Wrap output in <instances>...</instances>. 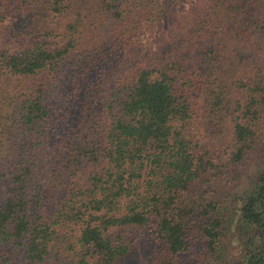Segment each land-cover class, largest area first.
<instances>
[{
    "label": "trees",
    "instance_id": "16d2710c",
    "mask_svg": "<svg viewBox=\"0 0 264 264\" xmlns=\"http://www.w3.org/2000/svg\"><path fill=\"white\" fill-rule=\"evenodd\" d=\"M6 1L48 26L0 55V264H123L146 228L162 245L155 264L183 263L196 240L212 264H264V0H202L181 53L135 71L102 47L179 0ZM185 78L211 115L233 117L225 161L201 146ZM252 156L250 191L211 197Z\"/></svg>",
    "mask_w": 264,
    "mask_h": 264
},
{
    "label": "rangeland",
    "instance_id": "374dc122",
    "mask_svg": "<svg viewBox=\"0 0 264 264\" xmlns=\"http://www.w3.org/2000/svg\"><path fill=\"white\" fill-rule=\"evenodd\" d=\"M201 1L179 0L178 3L175 2L171 15L156 23L150 21V24L146 23L137 32H128V36L123 39V43L114 40L106 47H102L103 52L106 50L109 59L114 58L112 62L114 66H119V68L128 71H135L146 57L151 59L156 56L154 54L178 50L176 45L182 43L180 40H186L189 35L186 28L187 16L192 9L202 6ZM42 16V14L26 12L24 9L19 10L13 2L0 0V55L5 51H16L24 44L29 43L31 41L29 37L30 28L34 24L38 25L41 21V25L46 24L48 26V21L41 20L43 19ZM51 28L55 29L54 34L61 37L62 27H60L59 22ZM177 53H181V49ZM189 78L197 79L192 74ZM201 88L202 85L199 82L192 84L186 78L181 81V89L184 92L186 91L190 97L192 96L191 105L195 111L194 124L198 127L199 135L197 137L201 140V146L225 161L228 159L233 145V117L223 118L211 115L206 107ZM261 137H264V135H261ZM260 145H263L261 140H259L255 150H259ZM255 153H258V151ZM256 158L258 157H253L251 163L247 162L238 169L231 168L230 170L234 172L238 170L245 171L243 172V180L233 185L219 182L218 187L215 189V195L211 197H214L218 202L228 204V202H234L235 199L238 200L239 197L250 191L253 179L261 164V160ZM132 239L136 240L135 246L123 264H155L154 261H158L161 257L162 245H159L151 229L136 230ZM229 243L228 240V245ZM229 246L231 249L230 255L238 257L237 246ZM183 260L184 262L181 264H212L209 262L203 240H196L192 248L185 253Z\"/></svg>",
    "mask_w": 264,
    "mask_h": 264
}]
</instances>
